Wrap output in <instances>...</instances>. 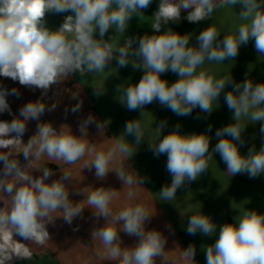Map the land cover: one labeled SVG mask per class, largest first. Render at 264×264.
<instances>
[{
    "label": "clouds",
    "instance_id": "9594fccd",
    "mask_svg": "<svg viewBox=\"0 0 264 264\" xmlns=\"http://www.w3.org/2000/svg\"><path fill=\"white\" fill-rule=\"evenodd\" d=\"M153 0H0V77L10 78L21 86L41 90V98L28 102L19 110V116L10 122L0 121V193L9 203L0 207V233H6L0 243V264L12 262L13 257L31 259L32 253L23 243L13 239L17 235L24 240L44 245L50 240L46 225L61 217L72 225L87 207L95 218H103V226L91 233L92 240L99 239L110 261L116 264H162L167 238L159 230H146V223L154 215L140 203L125 205L114 212L110 205L118 191L112 188L93 187L90 192L77 190L84 195L79 202L70 200L68 183L72 176L63 172L59 179L51 180L55 173L49 167L37 169L38 177L26 169L33 161L46 157L48 161H62L72 165L86 153L93 158L83 169L92 171L97 180L103 181L114 172L127 185V196L136 195L134 185H143L147 178L125 165L132 158L136 147L145 143L146 130L141 119L128 120L123 131L107 150L97 151L95 144L86 139L87 129L101 123L92 115L79 122V133L72 129L57 131L50 122H42L41 116L54 111L44 102L53 86L76 74L81 77L99 74L115 60L118 68L131 66L143 72L138 83H132L121 93L122 105L128 111L144 112L146 105L157 102L179 117L190 116L194 109L211 115L222 93L225 104L232 111V123L218 128L211 136L212 125L205 132L181 133L180 125L166 135L167 125L161 121L155 128L156 139L147 143L153 155L167 156L166 171L171 183L158 193L166 203L175 200L178 189L195 182L209 171L213 154H219L225 164L224 173L229 177L247 174L256 178L264 174V83L246 78L234 82L230 75L217 77L205 62L224 63L234 61L242 45L254 40L258 56H264V0H159L158 9L151 16L152 34L142 37H126L117 47L112 41L117 34H125L129 21L140 17ZM229 6L235 9L241 23L234 32L225 34L213 23L200 31L192 41L191 33L180 34L168 27L178 22L181 12L190 23L212 19L214 12ZM70 13L56 29L47 26L46 15ZM110 29L115 35L106 34ZM221 33L223 38L221 39ZM98 34V38H97ZM172 72L178 79L169 85L162 74ZM231 86V90L224 91ZM99 96L104 91L94 89ZM8 96L19 97L16 88L9 91L0 87V113L11 109ZM219 104V102H218ZM82 102H77L67 114L79 113ZM197 118H200L199 116ZM29 121H37V129L25 143L22 140ZM259 124L261 146L249 148L247 155L240 152L244 141L242 134L248 125ZM14 134V135H13ZM132 137L133 141L127 138ZM217 143L209 151L211 141ZM17 150L26 163L11 159ZM120 169H112L116 161ZM135 172V177L128 171ZM50 181V182H49ZM53 214H58L53 218ZM219 232L217 235V229ZM171 230V226H168ZM77 229H74V231ZM185 231L205 237L216 236L215 242L202 246L206 264H264V213L244 209L232 223L217 225L201 211L191 214ZM135 237L133 246H122L120 233ZM14 245V246H13ZM197 249L190 244L180 253L182 264H197Z\"/></svg>",
    "mask_w": 264,
    "mask_h": 264
},
{
    "label": "rangeland",
    "instance_id": "374dc122",
    "mask_svg": "<svg viewBox=\"0 0 264 264\" xmlns=\"http://www.w3.org/2000/svg\"><path fill=\"white\" fill-rule=\"evenodd\" d=\"M158 6L159 0H153L139 18L133 17L129 21L125 34H117L112 42L119 47L123 44L124 35L126 37L151 35V16L158 9ZM240 10V6H236L235 9L225 6L214 12L212 19L198 23H190L184 19L187 12L182 10L180 21L169 22L168 27L182 35L191 33L193 40L190 41V44H192L195 43V36L212 23L225 34L234 32L241 23L237 15ZM68 14L70 13L46 15L47 26L52 29L58 28ZM113 35H115V31L110 29L105 39ZM220 38H223V33H221ZM203 67L210 68L217 77L231 74L233 81L237 83L246 78L252 79L256 83H264V56H258L254 47V40H250L247 45L240 47L239 54L234 61L225 60L224 63L206 61ZM142 75V71L134 70L130 65L118 68L116 61L113 60L108 69L99 74L85 77L76 74L62 80L59 87L53 86L47 97H44L46 105L50 106L52 103H56V109L51 112L46 111L40 120L50 122L57 131L63 125L64 130H69L70 127L75 135H80L79 122L88 115H92L97 122L101 123V127L97 129L95 125H90L87 129L88 136L86 139L90 144H95L97 151H99L107 150L115 142L128 120L141 119L146 130L145 143L140 148L136 147L137 153L125 161V165L135 170L139 176L147 178L143 185L133 186L139 203L146 206L149 212L154 214L151 217V222L146 223V230H159L167 238L162 264H182L180 253L190 244L195 245L197 249L195 257L197 264H206V256L202 251V246L206 247V245L213 244L216 236L205 237L199 233L194 236L187 234L185 228L189 216L201 211L203 214L210 216L212 221L219 226L232 223L233 218L239 214V211L242 212L245 208L264 213V174L256 178H249L247 174H237L234 177H229L223 172L226 166L219 154L214 153L213 159L209 162V171L206 174H202L197 181L178 189L175 200L170 203L163 201L158 193L164 185L171 183L172 177L166 171V154L159 157L154 156L147 144L153 142L157 137L158 130L155 127L161 121H166L167 125L162 132L163 135H166L177 124L181 126V133L205 132L208 126L212 125V131L209 135L214 136L218 128L233 122L232 111L228 109L224 102V93L218 98L219 104L218 102L213 104V107L217 109L211 115L200 113L197 108L193 110L190 116L179 117L169 109L161 107L157 102L146 105L141 115L140 110L128 111L120 102L122 100L121 93L132 83H138ZM162 78L166 79L171 85L178 79V76L169 71L162 74ZM0 87L9 91L16 88L19 91V97H6L11 113H0V121L10 122L13 118L19 116V110L23 105L41 98V90L21 86L10 78L0 77ZM94 89L104 92L97 96ZM229 90H231V86L224 91ZM77 102H82L81 111L76 114L69 111L66 114L65 109H71ZM198 116L200 118H197ZM37 123V121L27 123L22 140L27 142L35 134ZM259 127V124L247 126L242 134L244 143L240 147L241 154L247 155L249 148L253 146L259 150L261 146ZM127 139L133 141L132 137ZM215 143L217 141L213 139L209 151L215 146ZM92 158L86 153L81 160L72 165L65 164L62 161H48L46 157L32 163L34 165L47 160L48 165L54 166L57 179L60 178L63 172L70 173L72 182L68 183V187L71 190L83 184L91 190L93 187L101 186L117 190L118 195L110 205L114 212H118L125 205L133 203L127 196L128 190L123 189L128 188V186H123L122 181L114 172H109L108 176L101 181L95 177L94 169L92 171L83 169L85 162L90 161ZM121 167L119 160L110 165L112 169H120ZM131 169H128V171L135 177L136 173L132 172ZM90 214L95 217L93 212ZM169 225L171 230L168 229ZM218 232L219 228L217 229V235ZM88 241L89 247V244L78 247L66 241L68 243L66 249L60 247L56 249L59 255L58 259L45 253L40 256L37 264H116V262L109 260L103 247L95 246L97 245L95 240ZM97 241L100 242L99 239ZM122 241L124 243L129 240L124 238ZM61 245H63L62 240ZM20 264L29 263L28 260H25ZM157 264H160L159 258Z\"/></svg>",
    "mask_w": 264,
    "mask_h": 264
},
{
    "label": "crops",
    "instance_id": "0c3cea01",
    "mask_svg": "<svg viewBox=\"0 0 264 264\" xmlns=\"http://www.w3.org/2000/svg\"><path fill=\"white\" fill-rule=\"evenodd\" d=\"M23 142L26 143L25 140H23ZM8 150L7 149H0V152L6 153ZM11 159H19L20 163L23 164L26 163L22 154L18 155V151L17 150H12V155L10 157ZM48 161L47 160H43L42 162L36 163L33 165V163L26 169L28 172H33V175L35 177H38L40 175V173L38 171H36L37 169H40L44 166L49 167L53 172L54 170V166L53 165H48L47 164ZM46 164V165H45ZM0 168H2V163H0ZM57 179L56 176H52L50 178L51 180H55ZM49 181V182H50ZM125 190L129 191V188H123ZM77 190H83L85 192H90L91 189H88L86 187V185H78L76 187V189H69L70 191V200H72L73 202H79L81 200H83L85 197L82 194H75L77 192ZM133 203H139V199L134 196V199H132ZM9 201L7 199V197L4 196L3 193H0V207H3L4 205L8 204ZM92 211L89 208H85L82 212V215L77 217L76 219H74L72 225H68L64 222V220L61 217H57L55 218L56 215L58 214H53V218H55L53 220V222L49 223L46 225L47 230L49 232L50 235V240H48L44 245H38L35 244L34 242L31 241H27L22 239L21 237L17 236V235H13V239L16 240L19 243H23L24 246L28 247L29 250L32 253L31 259H20V258H16L15 256L13 257L12 262H8V264H20L21 262L28 260L29 264H37V262L40 259V256L42 254L46 255H50L55 259H58V254L56 252V249L60 248H65L68 243L76 245L78 247H82L83 245L86 246V244H89L88 240H92L91 238V233L104 225L105 220L103 218H100L99 220H97L95 217H92V215L90 214ZM74 229H77L74 231ZM7 235L6 233H0V243L3 242L4 240V236ZM120 238L122 239H127L129 241L124 242L122 245L123 246H127V247H131L134 245V243L136 242V238L135 237H129L126 234H124L123 232H121L120 234ZM61 240L63 242V245H61ZM97 239H95L96 247L100 246L103 247L101 242H98ZM68 243H67V242ZM14 246V245H13ZM90 246V244L88 245V247ZM71 252V250H70Z\"/></svg>",
    "mask_w": 264,
    "mask_h": 264
}]
</instances>
